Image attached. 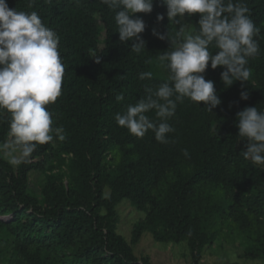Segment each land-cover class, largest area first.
Wrapping results in <instances>:
<instances>
[{
  "label": "trees",
  "instance_id": "trees-1",
  "mask_svg": "<svg viewBox=\"0 0 264 264\" xmlns=\"http://www.w3.org/2000/svg\"><path fill=\"white\" fill-rule=\"evenodd\" d=\"M5 2L36 11L59 36L61 94L46 107L52 126L65 134L64 141L37 145L27 163L11 165L0 154V249H8L7 264H155L133 252L144 233L166 245L186 243L191 264H200L204 248L218 242L239 249L240 258L264 262V167L243 157L246 141L235 126L244 108L264 111V0H244L259 29L250 79L225 87L223 69L209 63L202 75L214 83L220 105L209 112L202 102L178 101L168 143L157 142L151 130L134 137L114 120L145 88L167 80L156 56L170 42L152 30L172 38L180 25L168 21L160 0H153L151 13L135 14L145 24L140 55L130 52L134 41L119 40L115 13L102 0ZM158 15L164 19L157 22ZM97 18L104 30H97ZM199 18L188 14L184 23L195 27ZM147 71L152 78L140 80ZM146 115L157 119L154 110ZM7 131L3 114L0 141ZM34 174L38 187L31 189ZM123 201L142 215L129 241L117 231Z\"/></svg>",
  "mask_w": 264,
  "mask_h": 264
},
{
  "label": "clouds",
  "instance_id": "clouds-1",
  "mask_svg": "<svg viewBox=\"0 0 264 264\" xmlns=\"http://www.w3.org/2000/svg\"><path fill=\"white\" fill-rule=\"evenodd\" d=\"M114 11L113 20L119 40L134 41L130 52L140 55L145 42L140 34L145 30L143 20L135 14L152 12L153 0H102ZM166 7L169 22L180 25L175 36L169 31L152 35L168 40L170 47L159 53L156 60L168 72L167 80L155 89L147 87L144 95L123 112L114 115L116 124L134 137L143 138L151 130L159 143H168L174 128L168 120L174 116L177 102L185 98L209 112L220 105L214 83L202 75L206 68L221 67L220 80L225 87L239 81L244 85L252 76L249 58L260 52L259 29L250 16L244 0H160ZM185 13H198L194 27L184 23ZM156 17L157 22L163 20ZM98 23L101 28H98ZM97 30H104L97 18ZM59 36L46 26L36 11L30 13L10 9L0 0V115H7L6 139L0 141V154L11 165L27 163L37 145L54 140L64 141L62 126L53 127L52 113L46 107L61 94L64 66L58 52ZM215 49V54L210 51ZM151 71L138 74L140 80L151 79ZM123 97L117 96L119 101ZM248 98L247 91L240 94ZM155 111L156 120L146 113ZM157 120L159 122H157ZM238 136L246 141L241 154L256 166L264 167V111L257 106L237 113ZM184 156L188 157L187 150Z\"/></svg>",
  "mask_w": 264,
  "mask_h": 264
},
{
  "label": "rangeland",
  "instance_id": "rangeland-1",
  "mask_svg": "<svg viewBox=\"0 0 264 264\" xmlns=\"http://www.w3.org/2000/svg\"><path fill=\"white\" fill-rule=\"evenodd\" d=\"M187 19L188 14L185 13L184 21H187ZM97 25L98 28H101L100 23ZM29 183L31 189L37 188L38 175H32ZM117 208L119 216L117 231L129 241L132 227L142 215L130 207L128 203H125V201H123ZM2 219L9 221L10 217H4ZM133 252L136 257L147 256L150 261L155 264H191V258L186 243L182 242L166 245L155 242L149 233H144L142 235L139 242L133 246ZM240 253L241 251L236 249L232 244L218 242L211 247L206 246L204 248L200 264H228L231 262H239L241 264H264L263 261H247L240 258ZM8 256V249H0V264H7L6 260Z\"/></svg>",
  "mask_w": 264,
  "mask_h": 264
}]
</instances>
